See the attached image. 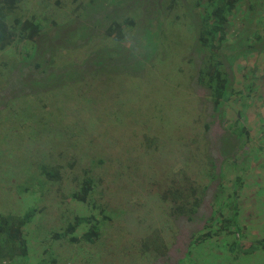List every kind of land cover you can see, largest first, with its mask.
I'll list each match as a JSON object with an SVG mask.
<instances>
[{
  "label": "rangeland",
  "instance_id": "rangeland-1",
  "mask_svg": "<svg viewBox=\"0 0 264 264\" xmlns=\"http://www.w3.org/2000/svg\"><path fill=\"white\" fill-rule=\"evenodd\" d=\"M197 1L23 0L9 14L14 25L15 19L51 20L71 10L72 15L78 14L75 26H92H86L75 43L62 41L64 36L58 38L55 42H63L65 49L51 45L55 48L45 52L41 45L43 52L21 63L23 58L14 48L0 57V215L15 221L30 209L37 210L26 227L28 255L6 251L8 257L0 264H201V251L212 241H193L205 234L213 221L216 223L217 206L230 193L222 185L227 181V188L236 177L225 172L221 176L220 171L240 147L241 135H233L236 127L231 124L239 118L241 124L246 122L250 109L244 104L234 111L229 104L223 117H214L210 89L200 78L211 51L199 41L201 14L207 10ZM259 1H250L254 6L251 20L249 6H242L243 2L229 17L226 27L230 31L224 40L233 32L240 34L241 23L244 30L247 28L243 36H238L235 44L222 42L220 49L214 47L225 62L229 78L237 79V88L246 95L250 94L248 87L243 89L241 83L255 73L253 61L244 55L247 68L239 69L242 58L235 63L228 60L239 57L250 33L264 34V20L257 18ZM89 3L93 7L86 6ZM109 13L128 24L122 39L125 42L119 45L112 39L116 29L112 38H106ZM46 36H40L41 41ZM95 46L101 48H92ZM120 47L126 54L128 47L132 48L137 56L110 60L109 72H114L118 60L122 66L116 71V79L104 78L109 83L107 93L97 95L82 86L69 91L74 100L67 102L66 96L63 104V96L51 92H64L70 87L57 89L77 84L72 82L74 75L84 76L87 68L91 72L97 67L85 64L81 68L77 61L82 55L108 61ZM52 52L59 61L50 62ZM38 60L44 61L36 67ZM255 63L263 78L264 63ZM66 67L71 70L70 80L69 70L63 75L58 72ZM118 80L119 84L113 85ZM234 100L237 103L238 97ZM5 108L12 110L9 117L2 116ZM216 112L221 113L220 109ZM14 123L19 125L18 131ZM223 151L229 152L228 157ZM42 163L60 171L63 179L40 203L24 192V187L35 184L31 176ZM87 176L97 183L90 202L101 211L98 218L106 215L102 232L91 243H71L72 235L56 239L55 234L86 210L71 194ZM181 196L185 200L183 214L174 215V208L182 203L178 202Z\"/></svg>",
  "mask_w": 264,
  "mask_h": 264
},
{
  "label": "trees",
  "instance_id": "trees-1",
  "mask_svg": "<svg viewBox=\"0 0 264 264\" xmlns=\"http://www.w3.org/2000/svg\"><path fill=\"white\" fill-rule=\"evenodd\" d=\"M23 0H0V57L6 54L7 50L10 48H14L15 51H17L18 57H22L23 59L20 61L26 62L29 59L34 58V56H38L40 52H43L46 48L45 52H48L47 48H50V50H53L55 47L57 49H65V45L63 42H55L58 38L61 36H64L63 40H69L71 42H76L78 39H80L84 33L86 32L87 27L89 25H80L78 24L75 26L73 23L77 21V15H72V11H65V13H62L61 16L57 19H35V17L30 18H24V19H15L14 25H11V22L9 21V14L12 11H15L16 8L20 5V3ZM77 1V0H75ZM94 0H91L90 3H92ZM111 1V0H110ZM205 1V0H203ZM202 0L197 1V5L199 7H203L205 5V9L207 12L205 14H201V18L203 20L201 30H200V36L199 41L200 45L202 47H210L211 51H209V55L206 59L205 66L201 69V76L203 82H206L207 86L210 89V95H209V102L213 105L214 109V117H217L216 111L218 109H221L229 104V102L232 100L233 96L239 94L234 89L235 86L231 80L226 78V72L222 68V62L218 58V51H214V47L221 48L222 45H219L220 43H227L228 40L226 36L227 28L226 25L229 24L228 20L231 16V13L237 8L238 5H240L243 1L248 0H207V2L202 3ZM90 3L86 6L91 7ZM93 7V6H92ZM81 9L86 10L82 7ZM65 15V17H64ZM108 15L107 18L111 19V24L106 29V38L110 39L112 38L113 29H115V25L117 26L118 30L116 31L115 36L112 38L114 43L116 45H119L120 43L125 42L122 40L126 37V31H124V28L126 26V23H119L116 19L112 17V15ZM69 18H72L69 21ZM86 18V16H84ZM60 21V22H59ZM86 21V19H85ZM61 25V27H60ZM59 26V29H56V27ZM87 26V27H86ZM73 27V29H72ZM76 27V28H75ZM69 30L66 31V30ZM123 29V30H122ZM47 35L44 39H40V36ZM122 35V39L118 38V36ZM254 40L252 41V45L250 47L253 48V43L258 39L259 42L264 41V35L256 34ZM154 38L151 39V41ZM40 43V45H39ZM73 44V43H72ZM155 44V42H153ZM43 45L45 48L41 47ZM55 47H52V46ZM106 48L105 46H103ZM131 47V46H130ZM128 47L126 52L121 51V47L119 50L114 51V56L111 55V58L108 61H105L99 57H94L93 59H89L88 57H84L83 55L80 58V60L77 61V64L82 68L83 66L88 65L93 66L96 65L97 67L89 71V68H87V71H85L84 76H77L74 75L72 77L71 70L67 69L65 71H58L60 75L65 74L68 70V79L70 80L72 77V82H77V84L72 85L66 84L62 85L59 89H66L67 87H70L66 89L64 92H53L58 94L57 96L62 97L63 104H65L66 96L70 95L71 90L73 89H79L82 86H87V91L94 92L97 95L99 93L105 94L107 93V90L109 89V83H105L104 78H110L109 81H111L113 78H115L117 69L120 68L119 65L122 66V61L118 60V62L114 65V72H109L108 70V63L110 60H113L115 58H118L120 56H126L128 59L132 57H136L134 50L132 48ZM101 47L96 48L99 49ZM90 49V48H89ZM86 50V49H85ZM144 56V55H143ZM6 57V56H5ZM44 55L40 56V58H43ZM50 62L55 63L59 61V57L56 55L55 52L51 53ZM44 60H38L36 63V67L41 65V62ZM138 62V60L136 61ZM135 62V63H136ZM141 62H144L141 60ZM134 63V64H135ZM130 65V64H128ZM12 67V66H10ZM10 72V68L7 70ZM56 72H53L50 76L54 75ZM85 75L90 76V79L87 80ZM51 78V77H49ZM48 78V79H49ZM116 79V78H115ZM119 80L113 85H118ZM42 85H44L42 83ZM107 85V88H106ZM74 86V87H71ZM111 86V85H110ZM113 87V86H112ZM44 89H46L44 87ZM56 90V89H55ZM92 94H88L87 96H91ZM69 97V96H68ZM71 102V97L68 98ZM74 100V98L72 99ZM93 100V98H91ZM93 103V102H92ZM12 108V107H11ZM10 108H5L1 113L2 116L9 117V112L12 110H8ZM216 110V111H215ZM13 119V115L10 114V120ZM6 123V122H5ZM16 123L12 124L15 125ZM5 125V124H4ZM18 124H16V127L14 130L18 131ZM12 130V131H14ZM16 131V132H17ZM15 132V133H16ZM235 134V132H233ZM225 143L226 140H223ZM238 146L233 145V149H236ZM226 150V149H225ZM227 151H223V154L227 155ZM27 171V170H26ZM11 172H14L12 169ZM35 178H37L35 180ZM31 179L35 181V184L31 186V184H28V187H24V192L29 193L32 198H36L37 201L40 203L46 200L47 194L49 191L57 186L59 183H61V180L63 179V176L61 175L60 171H56L52 166L42 163L38 165V169L33 173L31 176ZM97 188V183L95 179L91 176H87L86 178L83 177L82 181L80 183V187L78 190H75L71 197L72 199L77 202V204H83V206L86 208V210L81 211V215L78 214L75 218L74 222H71L67 225L66 229L64 228L63 232H58L55 234V238H61L65 236L66 238L70 235H72L73 238H69L71 243H79V242H87L91 243L93 240H97L100 236V233L102 232L103 224L106 223V215L102 213L101 219L100 217L101 211L98 209V206L90 202V198L95 192V189ZM185 198L189 199L184 192H180ZM178 202H182L179 206H176L174 208L173 214H183V208L185 207V200L181 198L178 200ZM91 203L93 205H91ZM218 207V206H217ZM37 210L30 209V211L26 212L23 216H21L20 220L13 221L12 219H8L5 216L0 215V263L3 262L8 257V254L6 251L14 252L15 255H28V239L26 236V232L28 231V228H26L30 223H32L35 213ZM5 217V218H4ZM214 222V221H213ZM216 223H218V219L216 220ZM215 223V224H216ZM221 226L223 223L220 224ZM221 228V227H220ZM222 230V228H221ZM216 232V231H215ZM82 234L81 237H74L75 234ZM210 233H206L203 235H199L196 237L193 241V243H200L202 240L208 239L207 237L210 236ZM13 243L10 245V243ZM80 243V244H81ZM192 243V244H193Z\"/></svg>",
  "mask_w": 264,
  "mask_h": 264
},
{
  "label": "crops",
  "instance_id": "crops-1",
  "mask_svg": "<svg viewBox=\"0 0 264 264\" xmlns=\"http://www.w3.org/2000/svg\"><path fill=\"white\" fill-rule=\"evenodd\" d=\"M257 55L259 63H264V50ZM253 76L249 75L248 85L241 83L245 89L251 80L257 81L249 88L246 122L235 126V135H241L240 147L220 171L236 178L227 188V181L222 185L230 193L225 195L228 200H221L216 209L218 223L206 227V233L211 234L206 240L212 243L206 242L201 251V264H264V77Z\"/></svg>",
  "mask_w": 264,
  "mask_h": 264
},
{
  "label": "clouds",
  "instance_id": "clouds-1",
  "mask_svg": "<svg viewBox=\"0 0 264 264\" xmlns=\"http://www.w3.org/2000/svg\"><path fill=\"white\" fill-rule=\"evenodd\" d=\"M250 1L251 0H248V1H243V5L242 6H244V5H247V7L249 6V9H250V13L248 14V18L250 19V15H251V13H252V10H253V7L254 6H252V3H250ZM242 3V2H241ZM240 3V4H241ZM261 5V6H260ZM258 6H260L261 8H260V12H258L257 13V18H259L258 20H259V22L260 21H262V20H264V14H263V11H264V0H260L259 2H258ZM247 7H244V10H246V12H247ZM237 9V8H236ZM247 18V19H248ZM251 20V19H250ZM247 21V20H246ZM119 23H124V22H119ZM229 23V22H228ZM239 23V22H238ZM134 24V23H133ZM242 24V29H241V33L240 34H236V32H233V33H235L236 34V36H234L233 35V33H232V35H227V40H228V42H233V44H235V42L238 40H235L238 36H243L242 35V33H245L246 32V30H247V28H245V30H244V24L243 23H241ZM128 24H126V26H127ZM115 29H116V31L118 30V28H117V26L115 25ZM123 30V29H122ZM228 31H230L228 28H227V31L226 32H228ZM244 31V32H243ZM256 34H259V35H262V37H263V35L264 34H260L259 32H256V31H253L252 33H250L249 35H248V37L245 39L246 40V47H245V49H241L240 51H239V57L238 58H236V56H233L231 59H229L228 61H230V62H236V61H238L240 58H242L244 55H246L247 57H249L252 61H253V63H254V67H253V72H255V74H253L254 76V78H261V76H259V74L257 73V71H259L260 69H258L257 67H256V61H258L259 59H258V55H257V52H260V51H262V50H264V41L263 42H259L258 41V39L256 40V41H254V43H253V48L252 47H250L251 45H252V41L251 40H254L255 39V35ZM118 36V38H120V39H122L121 37H122V35L121 36H119V35H117ZM94 44V42L90 45V46H92ZM90 46L88 47V48H90ZM92 48H94V49H96V48H98V46H95V47H92ZM112 55H114V54H112ZM221 62H222V68L225 70V72H226V78L227 79H229V80H231V82H233V84H234V86H235V90H236V92H238V90L240 91L239 92V94L238 95H235V96H233V98H232V100L229 102V104H230V106L232 105V107L234 108V111H235V108H236V106L238 105V106H240V107H243V105L244 104H248V105H250V103H248V95H246V94H244V91H242V90H240V89H238L237 88V79L235 80V78L234 79H231V78H229V76H228V73H227V71H226V69H225V62L223 61V60H221V59H219ZM245 62H247L248 63V61L246 60V59H244V58H242L241 60H240V62L238 63V65H237V68H239V69H246L247 68V66H245L244 65V63ZM204 66H205V64H204ZM203 68V67H202ZM249 77V75H247L246 76V78H248ZM251 78V79H254V78ZM248 80V79H247ZM257 82V81H256ZM255 81H252L251 80V84H250V86L248 87V89H247V91H249V88L251 89V85L252 84H255L256 83ZM243 83H245V84H247L248 85V81H243ZM240 86V85H239ZM247 88V87H246ZM249 92H251V91H249ZM236 97H238V100H237V103H235V100H234V98H236ZM229 104H227V105H229ZM227 105H225L222 109H221V113L220 112H216L217 113V117H215V118H217L218 120L220 119V117H223V115L227 112V111H229V109H227L226 108V106ZM245 105V106H246ZM225 119L223 118V121H224ZM232 126H236V125H242L241 124V118H239L238 120H237V122L236 123H232L231 124ZM233 131H234V129H233ZM234 136H235V134H233ZM236 139H234V141H235ZM221 176H223V174H221ZM232 179V178H231ZM214 224V222H212V225ZM216 226V225H215ZM206 234V233H205ZM193 245V244H192Z\"/></svg>",
  "mask_w": 264,
  "mask_h": 264
}]
</instances>
